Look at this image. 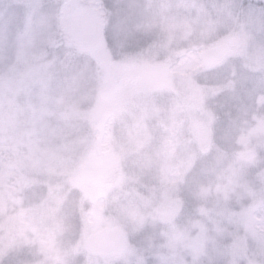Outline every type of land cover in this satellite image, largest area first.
<instances>
[{
  "label": "rangeland",
  "instance_id": "obj_1",
  "mask_svg": "<svg viewBox=\"0 0 264 264\" xmlns=\"http://www.w3.org/2000/svg\"><path fill=\"white\" fill-rule=\"evenodd\" d=\"M107 2L0 0L3 264L13 250L18 264H32V257L35 264H188L183 258L191 254L179 247L142 244L143 237L158 243L153 229L182 214V178L196 175L198 159L202 170L212 156L227 179L246 175L264 159V112L247 118L252 106L238 107L232 114L244 125L240 136L226 132L218 144L216 111L239 89L264 100L263 83L251 88L264 79V0L259 7V0H235V6L230 0ZM107 9L108 25L124 43H141L146 33L149 44L114 59L105 39ZM47 35L51 47L68 49L69 67L57 61H64L57 48L40 46ZM221 47L223 54L205 61L207 51ZM220 71V78L210 76ZM235 138L237 153L221 161ZM138 168L145 170L141 177ZM255 176L259 188L245 191L252 202L233 194L236 209L227 213L220 204L231 184L221 174L207 186L220 219L236 224L224 256L228 264H264V253L248 245L252 233L264 243V200H258L264 168ZM189 181L194 196L200 187ZM103 229L117 230L114 248L94 242ZM167 233L164 239L188 242L173 226ZM202 238L190 248L197 259Z\"/></svg>",
  "mask_w": 264,
  "mask_h": 264
},
{
  "label": "trees",
  "instance_id": "obj_2",
  "mask_svg": "<svg viewBox=\"0 0 264 264\" xmlns=\"http://www.w3.org/2000/svg\"><path fill=\"white\" fill-rule=\"evenodd\" d=\"M103 1L106 4H108L107 0H103ZM234 1L235 0H230V2H234ZM47 3H48V1H47ZM260 3H261V0H259L258 3H255V6L259 7ZM235 5H238V2H234V4L232 6H235ZM235 9L240 11V7H237ZM45 10L51 11V14L53 12L51 5L49 6V3L47 4V7ZM12 20H13V24H15L14 19H12ZM104 20H105V24H104L105 25V39H106L107 46H108L107 50L111 51V55L114 59L115 58L119 59V57L124 56L127 52L135 53L137 51H141V48H144L146 45L149 44L148 42L152 40L150 34L147 35L145 33L143 36L147 37L148 38L147 40H144L143 42L135 44V45L129 44V43L126 44L122 41L121 37L119 36V33L116 32L114 29H112L110 24L108 25V22L110 20V10L109 9H107L105 12ZM51 24H54V20L51 21ZM54 31H55V29H54V25H53L50 29V32H54ZM16 35L18 38L19 35L17 34V32H16ZM46 38L47 39L45 40V42H43V45L41 44L40 46L44 47L48 44L46 47H48L49 51L51 49L50 52H54L52 50V48H57V50L61 53V57H63V59H64L63 62H65V63L63 64V62L60 59H58L57 61L61 63L62 67H65L66 65H68V63H70V58H71V55H69V53H68V49L63 47V46L61 47L60 45H58L57 47H54V46L51 47L50 38H53V36L48 37V35H47ZM54 55L55 54L49 55V58H52ZM68 67H69V65H68ZM227 69H229V68L226 67L225 70H227ZM236 72H237V70H236ZM222 73H223V71H220L217 76H215V77L212 75H210V76L213 79H216V78H220V75ZM260 82L263 83V86H264V79H263V80L257 82L256 84L252 85L251 88L255 87L256 85H259ZM251 88L247 89V91L248 90L253 91V90H251ZM253 94L254 93L241 92V90L239 89L237 92H235V93L230 92L226 96L227 100H229L228 103H224V102H220V101L218 102V106L216 105V111L220 115L219 117L221 119L217 122V129H218L217 143L218 144L222 143V141L225 138L226 132H228V133L232 132L230 134H233L235 137L240 136V132H242V130H241L242 126H244V125L240 126V123L238 121L239 116H237L236 119H234L235 117L232 114L238 110V107L240 109V108H243L242 105H251L252 106V108H250L248 110L249 114L247 115V118L248 117L250 118L251 116H253V114L255 112H258V111L264 112V100L262 99V97L260 95H258L254 99ZM262 94H264V92ZM231 95H234L235 100H233L231 98ZM260 97H261L262 103L259 102ZM241 101H243L244 104L240 103ZM223 111H225L228 115H229V113H231V115H229V117H228L231 120H229L228 118L225 119L224 117L221 116ZM239 119H240V117H239ZM232 121H234V122H232ZM227 126H229L231 128L228 129ZM232 127H234V128H232ZM237 147H238V141H237V138H235L234 142L231 144L230 149L227 151L226 155L221 159V161H225L227 159V155L229 157L234 156V154L237 153V152H235V151H237ZM192 153H196V151H194ZM196 156H197V158L198 157L200 158L201 156H207V155H201L200 153L199 154L196 153ZM213 161H214V158L211 156V158L208 160V162L204 166H202L203 167L202 170H200V168H201L200 159H198V161H195V167L197 168L196 175L193 176L192 174H190L188 176L187 174H185V176L182 178V186L180 188V191L178 192L179 197H181L184 201V205H183L184 207H183L182 214L176 220H174L173 223H171V224H159L157 229H153V232H154L153 236L156 239H158V243L157 242L154 243L152 240L146 241V240H144V237H143L142 238V244L143 245L146 242H150L152 244V246H153V244H155V246H158L159 244H161L162 247H160V248L164 251H167L172 246L179 247L180 250L186 251V253L191 254V256H189V257L183 256L184 257L183 259L185 261L187 259L188 264H191V263L192 264H228L227 261L224 260V256L226 253L225 251H227L230 248V245L236 236V234H235V232L237 233L236 227H233V225H236V224H234V223H232L226 219H220L221 217L219 216V214L221 213V209H215L214 207L212 208L213 197H212L211 191L210 190L208 191L209 187H207V186L213 187V185L219 181V176L221 174H223V177H225V179H223V182H225V183L228 182L231 184L232 188L231 189L229 188V190H230L229 195L227 194L228 196H226V198L222 200V204L219 203L221 205V208L224 209L226 211V213L230 210L236 209V205H235L236 201L234 202L235 206L230 204V203H232V202H230V199L232 198L233 194L236 195L237 199H241L244 202H247V203L252 202V201H248L249 199H248V196L245 195V191L251 189V190H254V192H255V189L259 188L258 187L259 184H257V183H259V181H255V178H256L255 174L258 170L260 171L261 168H264V159H262L261 162H258L259 165L254 167L252 171H248L246 173V175H243L240 178H233L232 177V178H228V179H227V172L225 171L224 173H221L219 171L220 170L219 166L216 164H212ZM138 170H139L138 174L141 177L143 174H140V172H144L145 170L140 169V168H138ZM183 171H185V170H183ZM220 178H222V177H220ZM189 179L193 180L195 182V184H197L200 187L196 191V194H195L196 198H195V195L191 196V191H190L191 183H190ZM141 180L143 181V183H142V185H143L144 184L143 177L141 178ZM201 185H203V186H201ZM258 200L261 202L262 200H264V196L259 197ZM190 203H193V204L195 203L194 208L196 209L195 213L193 214L192 217L189 215L191 210H192V206ZM216 219H218V220L215 221ZM172 226L175 228V231L177 233H180L182 236H184V238L188 239V242H178L176 239H174L173 241H171L168 238L164 239V237L162 236V233H165V236L168 237L167 232L169 229L172 228ZM262 232H264V231H262ZM197 234H199V235H197ZM199 236H203V238L200 239L199 242L202 243L201 247L204 249V252H202L200 254V256H198V259H197L196 252H192L190 250V248L193 249V244H195V241ZM134 237L137 239L136 234ZM258 238L261 239L259 236H258ZM197 240H199V239H197ZM254 243H257L258 245L254 247L253 246ZM248 245L253 251H255L258 248V250H259L258 256L260 253H264V243L259 242V240H257V237H255L253 235V233L251 235H249V237H248ZM149 248H150V246H149ZM12 252L13 253H12L11 257H10V254L5 255L4 264L8 260H10V261L7 264H18L19 263L14 258L15 250H13ZM25 252H27L29 254L31 253L30 250H23V252H21V253H25ZM250 254L256 255V253H250ZM8 257H10V258L7 259ZM193 257H195V260H193ZM261 258L263 260L264 255ZM196 259H197V261H196ZM32 261H35L32 263V264H35L39 260L32 257L31 262ZM195 261H196V263H195ZM0 264H3L2 258H0ZM20 264H27V263H20Z\"/></svg>",
  "mask_w": 264,
  "mask_h": 264
},
{
  "label": "water",
  "instance_id": "obj_3",
  "mask_svg": "<svg viewBox=\"0 0 264 264\" xmlns=\"http://www.w3.org/2000/svg\"><path fill=\"white\" fill-rule=\"evenodd\" d=\"M226 47H221L218 50L208 51L204 54L205 61L215 60L219 55L223 54ZM118 241L116 229H103L94 235V242L98 245H104L106 248H113Z\"/></svg>",
  "mask_w": 264,
  "mask_h": 264
}]
</instances>
